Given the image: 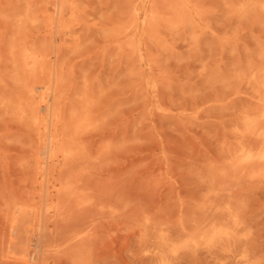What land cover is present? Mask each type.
Here are the masks:
<instances>
[{"label":"rangeland","instance_id":"obj_1","mask_svg":"<svg viewBox=\"0 0 264 264\" xmlns=\"http://www.w3.org/2000/svg\"><path fill=\"white\" fill-rule=\"evenodd\" d=\"M262 118L264 0H0V264H264Z\"/></svg>","mask_w":264,"mask_h":264},{"label":"bare ground","instance_id":"obj_2","mask_svg":"<svg viewBox=\"0 0 264 264\" xmlns=\"http://www.w3.org/2000/svg\"><path fill=\"white\" fill-rule=\"evenodd\" d=\"M39 58L36 56V55H29L27 58H26V64H28L29 65V70H35V69H37V67L39 66ZM41 88H45L44 90H46V92H44V93H41V92H39V90H41ZM56 88H57V85L55 84V85H49V84H47L46 86L44 85V84H42V83H32V82H29V83H27V85H26V87H25V92H26V95L28 96V101H26V103L25 104H20L19 106H18V110L20 111V113L24 116V117H26V116H30L32 119H33V121L34 122H36V123H42L43 124V126H44V128L46 129V131H51L52 133H50V135L47 137V138H45V141H46V139H48V147H49V150L48 149H45L47 152H48V155L46 154V152H45V154L47 155V160L46 159H44V160H46V161H50L51 163H56V162H60L61 163V161H62V164L64 165L67 161H69V160H71V159H73V158H75V156H76V154H77V152L76 151H74V150H71V149H68V148H64V142L66 141V137H67V133H65V130H64V128L63 127H59V129L61 130V132L59 131V129H58V126L60 125V122L62 121V117H61V112H60V110H59V100H58V96H57V93H56ZM38 90V91H37ZM39 92V93H38ZM22 99V98H21ZM23 100V99H22ZM25 101V100H24ZM42 113H44V114H42ZM43 115H45L44 117H43ZM75 117V116H74ZM263 119V118H262ZM264 120V119H263ZM262 124V123H261ZM63 126V125H62ZM264 127V126H263ZM257 128V127H256ZM262 128V127H261ZM52 129L54 130V132L52 131ZM258 129H260V128H258ZM263 129V131H264V128H262ZM255 131V130H254ZM263 131H262V133L260 134V136L263 134ZM42 133H44L43 131H42ZM46 133V132H45ZM47 135H48V133H47ZM255 135V134H254ZM44 136H45V134H44ZM259 136V135H258ZM262 137H264V136H262ZM262 137H261V139H262ZM257 139H258V137H257ZM42 140V139H41ZM259 140V142H260V138L258 139ZM258 140H257V142H258ZM43 141V140H42ZM44 141V142H45ZM43 142V143H44ZM47 142V141H46ZM46 145H47V143H45ZM257 144H259V143H256L255 144V146H254V149H253V147H252V149H253V152L251 153V156L252 155H254L255 153L257 154V152L259 151V150H257V148H255L256 146H257ZM45 145V146H46ZM243 145V144H242ZM44 146V145H43ZM42 146V147H43ZM259 146V145H258ZM245 147H247V145L245 146ZM262 147H263V145L261 144V149H262ZM259 148H260V146H259ZM252 149H251V151H252ZM255 149L257 150L256 152H254L255 151ZM38 151V150H37ZM40 151H42V150H40ZM39 152V151H38ZM43 152H44V150H43ZM43 152H42V154H43ZM260 153H258V155H255V156H257V158H252V160L254 161V160H258V164H257V162L255 163L256 164V166L257 165H259V163L261 164V162H264V150H260L259 151ZM238 154V153H237ZM37 155V154H36ZM36 155H34V156H36ZM41 154H39V156H40ZM45 155V156H46ZM34 156H33V159H34ZM249 157V156H248ZM253 157V156H252ZM35 158H37V157H35ZM40 158H43L42 156L40 157ZM234 159V158H233ZM246 159H247V157H246ZM250 159H251V157H250ZM250 159H249V161H250ZM34 160H36L37 161V159H34ZM238 160H239V158H238ZM41 161V160H40ZM245 161V160H244ZM260 161V162H259ZM42 162H43V160H42ZM246 162H247V160H246ZM245 162V163H246ZM238 163V162H237ZM241 163H243L242 161H241ZM245 163H243L244 165H245ZM248 163V162H247ZM251 163V162H250ZM248 164V166H246V168H247V171H249L250 169H251V167L253 168V169H251V170H254V164L252 165V164ZM254 163V162H253ZM50 164V163H49ZM58 163H56L55 165H57ZM242 164V165H243ZM44 165V164H43ZM47 164H45V166H46ZM60 165V164H59ZM238 165V164H237ZM244 165L243 166H241L240 165V167L241 168H243L244 167ZM249 165H251L250 166V168H249ZM50 166H53L54 167V164H50ZM49 166V167H50ZM260 166V165H259ZM38 167V166H37ZM40 167H41V165H40ZM60 168V167H59ZM237 168H239V167H237ZM241 168H239V170H242ZM39 169V168H38ZM49 169V168H48ZM57 169H58V167H57ZM45 168H43L42 167V171L44 172V173H46L45 171ZM62 170H64L63 168H62ZM250 170V171H251ZM37 171V170H36ZM39 171H41V170H39ZM57 171H61V168H60V170H57ZM246 171V172H247ZM43 172H41V174H43V176H45L44 175V173ZM252 172V171H251ZM250 172V173H251ZM51 172H49V175L51 176L52 174H50ZM250 173H248V174H250ZM36 174H38L37 172H36ZM48 175V176H49ZM46 179V178H45ZM70 182H71V180H70V178L68 179ZM69 181H67V182H69ZM75 181V180H74ZM69 182V183H70ZM78 182L79 181H77L76 182V184H78ZM72 183H74L75 184V182H73L72 181ZM73 184V186L75 187V186H77L76 184L74 185ZM69 184H67V185H59V186H57L56 187V191L57 192H60V191H63L64 193L65 192H69V186H68ZM71 185V184H70ZM73 186H71V187H73ZM73 187V188H74ZM76 188V187H75ZM75 188H74V190L73 191H75ZM63 189H65V190H63ZM80 189V188H79ZM53 190H55V188L53 187ZM68 190V191H67ZM71 190V193H72V195H71V197H74L73 195H75L74 194V192L72 191V188L70 189ZM56 192V193H57ZM78 193H79V190L77 191ZM214 192H215V190H214ZM76 193V192H75ZM58 194V193H57ZM81 194V193H80ZM69 195H70V193H69ZM83 195V194H82ZM77 196V193H76V195H75V197ZM81 196V195H80ZM220 196V195H219ZM71 197L69 198V196H68V198H69V200L71 199ZM78 198L79 199H81L80 197H79V194H78ZM83 198V197H82ZM214 198V197H213ZM219 198V197H218ZM217 198V199H218ZM78 199V200H79ZM220 199V198H219ZM215 200V199H214ZM214 200L212 201V202H214ZM76 201V200H75ZM220 202H223V200L221 201V200H219ZM78 202H79V204H80V202L81 201H77V205H78ZM225 203H227V200H225L224 201ZM229 203H231V201L229 200L228 201ZM66 203V202H65ZM82 203V202H81ZM215 203H217V204H219V206L217 207V206H215L216 207V211H217V209L218 208H221V206H224V204L225 203H223V205L221 204V203H218L217 202V200H216V202ZM215 203H212V204H210L211 206L212 205H214ZM59 204H61V203H59ZM64 206V202H63V204H61V206ZM216 205V204H215ZM230 205L231 204H229V207H230ZM57 206H60V205H57ZM62 206V207H63ZM55 207V206H54ZM214 207V208H215ZM52 208V207H51ZM51 208L49 207V209L51 210ZM56 208V207H55ZM55 208H54V213H56V211H60V209H62L61 207L58 209V207L56 208V211H55ZM208 208H209V206H208ZM208 208H206L207 210H208ZM211 208V207H210ZM225 208V207H224ZM58 209V210H57ZM213 209V208H212ZM211 209V210H212ZM234 209V208H233ZM210 210V209H209ZM214 209H213V211L214 212H216ZM219 210V209H218ZM222 210V209H221ZM220 210V211H221ZM232 210V209H231ZM52 211V210H51ZM219 211V212H220ZM229 211V210H228ZM213 212V213H214ZM219 212H216V213H214V217H212V219H210V217H209V222H211L212 220H213V218H215V216L217 217V213H219ZM223 212V211H222ZM230 212V211H229ZM216 214V215H215ZM224 214V213H223ZM231 214V213H230ZM225 215H227V214H225ZM212 216V215H211ZM229 216V215H228ZM220 218H221V216H220ZM225 218V217H224ZM226 220V219H225ZM228 221H229V219H228ZM208 223V222H207ZM230 223V222H229ZM202 224H203V222H200V225H198V227L200 226H202ZM197 225V224H196ZM230 225H232V224H230ZM206 226V223L204 224V227ZM196 227V226H195ZM198 227H197V229H198ZM203 227V226H202ZM235 228V227H234ZM196 229V231H198L199 232V230L201 231L203 228H200V229H198L197 230ZM236 230V229H235ZM200 233V232H199ZM220 233L221 234H223V235H226L227 233H228V230L227 229H224V230H221L220 231ZM191 234H193V236L191 235ZM198 233H196V235H197ZM201 234V233H200ZM202 234H203V232H202ZM189 235V237L190 236H192V237H194L195 238V232H194V229H193V232L191 233V231H190V234H188ZM187 235V236H188ZM191 237V238H192ZM196 239V238H195ZM231 243V242H230ZM206 246V245H205ZM231 250V249H230ZM24 254V253H23ZM30 255V254H29ZM22 256V261H24V260H26V261H28L27 259H28V256H26V252H25V254L24 255H21ZM30 258V257H29ZM35 259V258H34ZM33 259V260H34ZM35 261V260H34ZM33 261V262H34ZM26 263V262H25ZM31 264H33V263H31Z\"/></svg>","mask_w":264,"mask_h":264}]
</instances>
